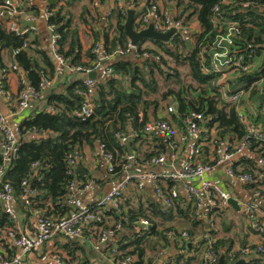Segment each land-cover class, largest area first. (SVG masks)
<instances>
[{"label": "trees", "instance_id": "trees-1", "mask_svg": "<svg viewBox=\"0 0 264 264\" xmlns=\"http://www.w3.org/2000/svg\"><path fill=\"white\" fill-rule=\"evenodd\" d=\"M99 1L105 2V0ZM161 1L166 6L172 3L177 9L176 18L188 25L195 21L199 29L188 34V37L178 34L168 42L143 38L136 46L135 52L159 55L158 61L146 59L139 62L127 56L116 57L111 65L113 74L97 83L95 98L97 114L95 116L82 119L75 114L81 108L83 100L76 93L78 86L81 85L80 81L68 86L64 91L51 90L46 97L53 109H44L34 113L25 119L19 128L18 154L9 163L4 176V181L13 186L16 199L22 197L24 190L22 183L27 180L29 188L34 192L31 198L33 209H39L40 213L54 217L72 213L73 210L69 205L61 204L68 194V185L75 177L68 173L69 153L74 152L82 156L81 163L86 147L93 152L95 145L101 142L105 143L108 148L116 145L114 135L117 132L137 134L131 137L128 142L134 151L135 161L138 163L150 156L165 152V149L158 150V152L153 150L141 152V149L136 146V142L141 141L147 135L144 133L146 123L152 118H157L158 107L169 100H172L176 106L175 113L170 114V119L181 127H183L181 121L187 114L192 111L201 112L206 118L205 125L210 131L209 137L213 142L216 139L227 137L239 139L244 134V125L238 120L235 104L225 98H222L220 103H216L213 98L203 97L201 92L188 98L181 90H178V93L175 92L169 84H166L165 88H161L156 77L157 74H160L168 80L173 71L169 66V61L182 58L189 68V76L197 83L198 91L205 92L204 87H208L213 93L220 95L219 86L215 85L218 74L200 73L197 58L198 44L204 39L210 43L216 32L225 29V26L216 28L212 24V8L219 3V0ZM167 1L170 3L168 4ZM251 1L253 0H230L229 4L219 3L222 22L230 20L239 22L241 34L238 43L242 48L252 49L261 61V65L254 72L246 74L240 79L244 83L259 79L262 76V66L264 65V11H259L255 4L250 3ZM74 2L75 0H63L62 4L50 6L49 8L53 11L50 21L56 26V32L60 35L59 46L63 57L71 64L89 66L96 59L93 49L95 43L100 42V35L95 33L94 44L88 49L84 48L80 27L75 23L74 15L71 12ZM135 3L139 5L137 0ZM26 10L29 11V7ZM85 11L87 12V9ZM124 12L119 8L111 10V16L116 19V24L115 26L109 24V30L114 28L116 35L110 39L106 33L104 41V47L110 53L115 52L119 46L125 47L128 43L124 33L126 19ZM133 26L135 29L140 28L135 22V17ZM27 41L30 46L27 49H22L23 44ZM32 48L33 42L29 41L27 33L17 35L7 28L5 21L0 20V49L9 50L13 55L15 65L21 67L26 74L30 86L38 88L43 81L53 80L55 66L53 60L45 53H42V62H40L34 54L30 53ZM17 49L21 50L14 53ZM0 69L5 70L6 73L9 69L3 62L1 54ZM23 87L22 84L21 89ZM261 92L264 93V86L262 91L254 89L249 94L255 99V114L247 110L245 104L243 105V99L241 103L249 119L264 126V114H260L259 111L261 107H264V97L260 101L258 99ZM139 112H142L141 118L138 115ZM28 132L34 135L28 136ZM212 132L215 133L211 135ZM254 146H258L257 151L264 156V143L260 145L255 143ZM202 150L203 157H206L209 148L204 146ZM121 153L127 154L125 146L121 149ZM2 161L0 154V164ZM34 162H38L37 167L32 166ZM122 174L123 171L120 167L116 168L113 173L116 179H119ZM76 177L81 182H87L92 178L90 175L81 173H76ZM148 188L145 189L146 191L138 192L131 187L123 194L118 208L105 210L107 223H117L123 220V228L118 231L117 235V237L120 236L119 239L108 245L106 250V253L114 259L136 255V260L130 264H143L148 251L155 249L160 241L164 243L173 241L167 236V232L176 230V228L174 225H168L167 222L174 219L175 216L187 220V229L190 232L196 227L202 226L201 220L194 215L195 206L192 202L180 196L174 200L172 207L166 209L156 196V199L153 197L154 195L151 194L153 191L150 192ZM143 200L147 207L143 206ZM109 218H111L110 222ZM142 218L148 221V227L139 224V219ZM125 219L127 220L125 221ZM0 227L1 229L16 228L15 223L5 212L1 213ZM158 227L160 228L158 229ZM90 234L97 236L94 229L90 232L87 231L86 235ZM151 237H154L155 240ZM198 242L199 245L202 243L201 240ZM227 242L224 239H217L214 248L218 251V255L223 252L225 258L229 257L232 262L237 259L240 253H230L231 248ZM60 245L63 252L61 253L62 260L65 264H92L91 251L95 250L90 248L87 239L67 238V242ZM195 245L198 246V244ZM247 257L249 259L247 264H264V258L260 255ZM226 264L229 263L226 262Z\"/></svg>", "mask_w": 264, "mask_h": 264}, {"label": "built area", "instance_id": "built-area-1", "mask_svg": "<svg viewBox=\"0 0 264 264\" xmlns=\"http://www.w3.org/2000/svg\"><path fill=\"white\" fill-rule=\"evenodd\" d=\"M108 3L112 8H119L124 13L127 9L135 10V22L139 29L152 25L153 29L166 33L173 29L170 40L174 36L188 37V33L193 31L192 25L182 22L176 18L174 11L160 1L151 0L136 5L132 1L128 7L124 5L123 0H105L102 3L99 0L94 1V5L100 6ZM221 4H229L230 0H219ZM219 3L212 8V24L214 27L225 26L224 30L216 32L214 39L207 43L202 40L198 44L197 58L199 62V71L202 74L217 73L215 85L219 86V91L226 97L227 101L235 104L238 120L244 125V134L239 139L230 137L216 139L214 142L209 137L210 131L206 128V118L201 112L192 111L182 119L183 127L174 122L169 117L158 116L150 119L144 127V133L150 134L156 130L163 133L169 141V151L160 152L148 159L138 163L134 155L122 154L121 149L128 140L136 136V133L123 134L117 132L114 135L116 145L111 148L105 143H98L99 152L104 160L106 170L113 174L115 169L120 167L123 171L116 187L108 192L96 203L85 205L84 196L96 185V179L92 177L87 182H81L77 179V166L82 156L74 152L68 155V173L75 176L68 185V194L62 201V205H69L72 213L62 217L47 216L39 213L36 220V238L29 239L17 228H7L8 234L14 239V245L17 249L11 257H6L0 252V264H20L24 256L35 248L42 246L46 242L59 236H66L73 239H87L92 245L93 250L102 254L105 260L110 264H130L136 260V255H128L124 258L114 259L106 254L110 241L117 237L118 231L123 228V220L119 222L107 223L105 210L108 208H118L121 204L123 194L131 187L138 192H143L150 187L154 195L168 209L172 207L174 200L180 196L192 202L195 206L194 215L200 219L201 210L207 205L212 215H218L221 210L229 209L226 216V223L231 225L230 231H223L213 228V232L202 234L200 247V256L198 264H216L218 260V251L214 248L217 239H224L233 246H237L236 252L245 257L251 255H260L264 258V156L257 151L258 146L264 143V126L249 119L241 100L245 95L257 89L262 91L264 86V65L262 66V76L250 83H243L242 87L232 90L234 84H238L246 74L252 73L261 65L258 56L252 49L242 48L238 43L241 29L237 21L222 22L220 17ZM259 11H264V0H253ZM27 1L15 3L13 0L0 1V20L5 21L7 28L17 35H25L29 30H34L32 23L36 17L30 11H27ZM137 11V14H136ZM53 11L47 7L44 10L48 28L51 32V54L60 66L68 68L73 73H81L80 87L76 93L83 100L81 108L75 112L76 116L87 119L95 116L96 113V92L97 79L90 77L92 72L100 71L105 78L113 74L111 67L113 59L120 56L132 54L133 57L142 62L146 59L158 61L159 55L148 52L136 53V46L128 41L125 47H117L115 52H108L99 42L95 43L93 51L96 59L89 66L69 63L61 54L59 46L60 35L56 32V26L50 21ZM25 19L30 23L29 27H21L18 22ZM221 28V27H219ZM29 47L28 41L22 46V49ZM21 49L15 50L14 53ZM17 69L18 66L14 65ZM5 70L0 69V97H2L10 106L12 115L24 112L30 107L31 101L39 99L43 92L52 87L53 80H45L38 88L25 86L20 89L19 96L14 103L13 97L8 90ZM168 113H175V109L168 105ZM260 114H264V107L260 108ZM142 117V112H139ZM215 132H212L213 135ZM190 141V143H189ZM213 142V143H212ZM188 144V158L180 168H171L165 172H154L152 167L163 164L167 161L174 162L177 157L178 148ZM209 148V153L203 157L202 148ZM19 147V134L14 131L7 122L5 116L0 112V154L2 163L0 164V202H5L8 207L3 211L0 207V216L2 212L9 215L10 219H16L12 202L15 199L13 186L4 181V176L9 163L15 157ZM246 155V158L244 156ZM244 158V159H243ZM205 159V160H204ZM248 164H250L248 166ZM38 166V162L32 164ZM216 168H220L222 173L236 180L244 186V191L252 202L246 201L233 192L222 187L219 183L208 179L207 175ZM24 190L22 197L27 207H31V198L34 192L29 188L27 180L22 183ZM230 198H234L238 207L245 212V220L248 226V236L240 243L237 230V224L232 215L234 208L228 203ZM229 207V208H228ZM127 219H125L126 221ZM201 220V219H200ZM141 226L148 227V221L144 218L139 219ZM1 228V227H0ZM197 228V227H196ZM94 229L97 236L86 235L87 231ZM196 231L193 229L169 230L167 236L172 239L192 241ZM106 254V255H105ZM248 258V257H247ZM56 264H62L64 261L60 255H55ZM65 264V263H64Z\"/></svg>", "mask_w": 264, "mask_h": 264}, {"label": "crops", "instance_id": "crops-1", "mask_svg": "<svg viewBox=\"0 0 264 264\" xmlns=\"http://www.w3.org/2000/svg\"><path fill=\"white\" fill-rule=\"evenodd\" d=\"M13 1H15V3H19L22 0ZM26 1L28 4L27 8L29 7V11L36 17L35 21L32 23V27H34V30H29V32H27L29 41L33 42V48L30 53L34 54V56L40 62H42V53H45L50 59L53 60L55 66V74L53 77L54 83L52 87L47 88L39 99L32 100L30 107L22 113L12 115L9 109L10 105L2 97H0V112L3 116H5L7 122L17 133H19L20 125L25 119L29 118L38 111H42L44 109H53L46 97L51 90H56L57 92L64 91L65 88L77 83V81H80L83 77L81 73H73L68 68L60 66V64L53 58L51 54V32L44 17V10L47 7L53 5H50L47 0ZM132 1L135 0H123L126 7H128ZM146 1L147 0H137L139 4H142ZM62 3L63 0H58L56 4ZM169 3L170 2H168V4ZM169 7L176 14L177 9L173 6L172 3L169 4ZM85 9H87V12L85 11ZM110 9L111 6L108 3L96 7L93 0H75V2L73 3L71 12L74 15L75 23L80 27V34L85 49L90 48L92 44H94L95 33H98L100 35L99 43L103 47L106 33H108V37L110 39H112L116 35L115 31L113 30L114 28H111V31L109 30V24L111 26H115L116 24V19L114 18V16H111ZM18 24L24 28L30 26V23L25 19H20ZM191 25L193 27L192 33L199 29L198 24L195 21H193ZM0 54L2 56L3 62L9 67L6 73V81L8 90L11 93L15 103L19 96V91L22 84L28 86L29 80L21 67L18 66L17 69L14 68V58L9 50L0 49ZM127 57L136 60L132 54H127ZM114 60L115 58L113 59V62ZM103 78L105 77L100 71H98L97 80L99 81ZM168 105H171L176 110V106L173 101L171 103H169V101L164 102L157 109V117L162 116L170 118V113L167 112L166 108ZM250 111L254 114L256 113V110H253L252 108ZM27 135L32 136L34 134L28 132ZM169 144L170 143L167 137L163 133L156 130L152 131L150 135L147 134L141 139V141L136 142V146L141 149V152L144 150H153L155 152H158V150L161 149H165L164 151L168 152L170 149ZM187 158L188 144L186 143L182 145L181 148H178L177 157L174 162L167 161L163 164H158L152 167V170L159 173L165 172L171 168H180L182 164L186 162ZM244 158H246V155L244 156ZM79 165H81L84 170V174L82 175H90L94 177L97 182L96 185L84 196L83 201L85 205L90 206L96 203L108 192L113 190L119 182L120 178L116 179L115 175L109 173L106 170L104 160L102 159L99 152L98 144L95 145V150L93 152L90 148L86 147L85 156L83 157V161L79 163ZM249 165L250 164H248V166ZM207 177L208 179L219 183L222 187L230 189L235 196H239L244 200L246 199V201L252 202L245 193L244 186L236 180L225 176L220 168H216L212 173L208 174ZM148 190L150 192L153 191L151 188H148ZM151 194L154 195L153 192H151ZM153 197L155 198V195ZM142 203L144 207H147L144 200L142 201ZM0 207L4 211L6 210L8 205L5 202H0ZM11 207L13 208L16 216V219L13 221L16 228L23 234H25L29 239L36 238V220L41 210L27 207L24 203L23 197H18L17 199L15 198L11 204ZM229 209H223L218 215H212L207 205H204L201 210L200 217L202 226H200V228L197 227L194 229L196 233L192 241H179V239H173V241L176 243H174L173 241H168L166 243L160 241V244H158L155 249L148 251L143 264H198L200 256L199 246L201 247V244L199 245L198 241H200L202 234L206 232H213L214 227L223 231L231 230V225L226 223V216L229 212ZM232 219L236 221L240 238L239 240L240 243H242L248 236V226L245 220V212L240 208L238 210L234 209ZM110 221L111 218H109V222ZM167 224L174 225L176 229L188 228L187 220L179 216H175L174 219L168 221ZM159 228L160 227H158V229ZM119 237L120 236L113 238L110 241L109 245L118 240ZM153 240H155V238ZM61 243L63 242L58 237L51 239L42 246H39L33 251L27 253L20 264H56V262L54 261L55 253L62 250V247L60 245ZM195 244H198V246H196ZM16 250L17 249L14 245V239L8 234L7 228H0V252L6 257H11ZM101 255L102 254L97 252V257H94L93 252L91 251L92 264H110V262L105 260L104 256Z\"/></svg>", "mask_w": 264, "mask_h": 264}, {"label": "rangeland", "instance_id": "rangeland-1", "mask_svg": "<svg viewBox=\"0 0 264 264\" xmlns=\"http://www.w3.org/2000/svg\"><path fill=\"white\" fill-rule=\"evenodd\" d=\"M73 9V8H72ZM189 34V33H188ZM259 63L261 62L260 59L258 58ZM169 66L173 70L171 72V75L168 77V80L164 78L163 75L157 74L156 77L158 78L159 84L161 88H165L166 84H169L175 92L178 93V90L187 96L188 98L196 96L199 92H201L202 96L207 98H213L216 103H220V100L223 98L227 99L226 97L223 96L222 92H220V95L217 93H213L211 90H209L208 87H204V91L202 90H197L196 86L197 83L191 79L189 76V68L186 64V61L182 58H177L174 60L169 61ZM243 83L240 81L238 84H234L231 89H237L239 87H242ZM181 87V89H179ZM255 99L253 97H250L249 95H245L243 97V105L245 104V107L247 110H253L256 109V104H255ZM63 243L67 242V237L66 236H59L58 237ZM82 240V239H79ZM230 245V253H236V248L237 246H233L230 242H227ZM90 248H92V245L89 243ZM62 251H57L55 254L60 255L62 257ZM152 254V253H150ZM93 256L97 257V252L93 251ZM227 260V261H226ZM225 261L227 263L231 262V259L229 257L225 258ZM62 264H64L62 262ZM77 264V263H76Z\"/></svg>", "mask_w": 264, "mask_h": 264}, {"label": "water", "instance_id": "water-1", "mask_svg": "<svg viewBox=\"0 0 264 264\" xmlns=\"http://www.w3.org/2000/svg\"><path fill=\"white\" fill-rule=\"evenodd\" d=\"M48 3L50 5H55L57 3L58 0H47ZM134 17H135V10L134 9H127L126 12V19L124 22V33L126 35V37L128 38V41L131 43V45L133 46H137L138 43L143 39V38H150L153 40H161L163 42H168L170 40V36L173 34L174 30L171 29L169 31H167L166 33H161L158 32L156 30L153 29L152 25L149 24L147 27L145 28H141V29H135L133 26V21H134ZM83 76V75H82ZM90 77L93 79H97V72H92L90 74ZM264 97V93L261 92L258 95V99L259 101L262 100V98ZM172 100H169V103H171ZM126 150L128 155H133V151L130 147V143L127 142L126 145ZM18 151L15 153V157L17 156ZM77 172L84 174V170L82 168L81 165L77 166ZM228 203L235 209L238 210L239 207L236 203V200L234 198H230L228 200ZM248 258L245 257L244 255L240 254L236 260L230 262L229 264H247L248 263ZM216 264H226L225 261V254L223 252L219 253L218 256V260L216 262Z\"/></svg>", "mask_w": 264, "mask_h": 264}]
</instances>
